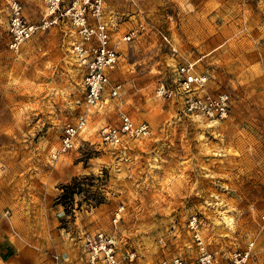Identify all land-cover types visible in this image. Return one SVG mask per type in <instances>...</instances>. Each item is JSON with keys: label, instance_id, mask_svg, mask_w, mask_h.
Listing matches in <instances>:
<instances>
[{"label": "rangeland", "instance_id": "obj_1", "mask_svg": "<svg viewBox=\"0 0 264 264\" xmlns=\"http://www.w3.org/2000/svg\"><path fill=\"white\" fill-rule=\"evenodd\" d=\"M11 1L0 0V264H87L81 242L98 230L134 251L132 264L172 255L196 264L193 214L218 260L252 241L247 264H264V0H137L129 9L105 0L115 41L135 19L148 31L118 43V95L89 107L74 148L56 161L62 127L86 109L74 35L50 28L10 49ZM15 1L39 21L42 0ZM185 62L208 76L209 90L229 94L226 118L184 115L177 98L156 95ZM118 110L145 121L149 135L100 143L98 128L116 123ZM73 177L86 179L63 206L60 185Z\"/></svg>", "mask_w": 264, "mask_h": 264}, {"label": "built area", "instance_id": "obj_2", "mask_svg": "<svg viewBox=\"0 0 264 264\" xmlns=\"http://www.w3.org/2000/svg\"><path fill=\"white\" fill-rule=\"evenodd\" d=\"M131 8L137 6V0H121ZM43 11L37 23L30 22L22 13L21 4L13 0L8 4L7 33L8 46L17 50L25 41L39 31L59 28L74 35L70 51L74 60L83 69L82 103L85 112L80 113L73 122L62 127L58 146L50 154L51 161L74 148L75 141L87 123L89 107L101 108L103 96L113 98L118 95L120 84L112 82L110 72L118 63L119 42H131L146 34L148 28L144 21L135 19V23L115 41L109 22L105 20V0H42ZM164 42L170 44L163 34ZM193 63H179L174 67L173 78L168 82H159L156 95L160 98H177L180 111L188 116H200L206 120H221L230 113V96L224 91L208 89V76L198 73ZM150 128L145 121H134L125 111L118 110L117 122L104 124L97 130L100 143L112 147L124 146L129 140H139L149 135ZM122 206L114 212L113 223L121 215ZM264 222V215L261 216ZM187 230L196 249V264H247L253 256V242L229 253L225 260H218L207 248L201 237L196 215L187 220ZM121 241L113 234L98 230L86 235L81 249L87 264H132L135 252L122 249ZM160 264H188L179 255L161 260Z\"/></svg>", "mask_w": 264, "mask_h": 264}, {"label": "trees", "instance_id": "obj_3", "mask_svg": "<svg viewBox=\"0 0 264 264\" xmlns=\"http://www.w3.org/2000/svg\"><path fill=\"white\" fill-rule=\"evenodd\" d=\"M86 178L73 177L69 182L60 185L62 192L57 196V200L61 202L63 206H67L72 201V196L76 190H79V185Z\"/></svg>", "mask_w": 264, "mask_h": 264}, {"label": "crops", "instance_id": "obj_4", "mask_svg": "<svg viewBox=\"0 0 264 264\" xmlns=\"http://www.w3.org/2000/svg\"><path fill=\"white\" fill-rule=\"evenodd\" d=\"M128 8V7H127ZM130 8V7H129ZM128 8V9H129ZM131 10V9H130ZM119 31H121V28H118V30L115 32L116 34L119 32ZM120 33V32H119ZM113 36V35H112ZM81 252H83V250L81 249ZM83 254V253H82Z\"/></svg>", "mask_w": 264, "mask_h": 264}, {"label": "bare ground", "instance_id": "obj_5", "mask_svg": "<svg viewBox=\"0 0 264 264\" xmlns=\"http://www.w3.org/2000/svg\"><path fill=\"white\" fill-rule=\"evenodd\" d=\"M85 127H86V126H85ZM84 129H85V128H84ZM84 129H83V130H84ZM83 130L80 132V134L83 132ZM80 134H79V135H80Z\"/></svg>", "mask_w": 264, "mask_h": 264}]
</instances>
